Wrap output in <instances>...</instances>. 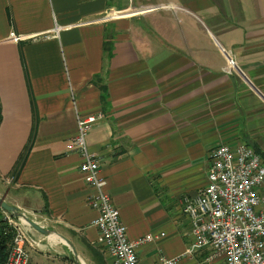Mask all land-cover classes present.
<instances>
[{"label": "crops", "instance_id": "1", "mask_svg": "<svg viewBox=\"0 0 264 264\" xmlns=\"http://www.w3.org/2000/svg\"><path fill=\"white\" fill-rule=\"evenodd\" d=\"M0 105V197L49 231L23 227L28 264H113L66 148L76 114L99 112L87 141L105 189L130 240L153 236L138 264H207L183 254L181 198L221 143L264 159V0H0Z\"/></svg>", "mask_w": 264, "mask_h": 264}, {"label": "built area", "instance_id": "2", "mask_svg": "<svg viewBox=\"0 0 264 264\" xmlns=\"http://www.w3.org/2000/svg\"><path fill=\"white\" fill-rule=\"evenodd\" d=\"M103 118L102 112L76 114V133L67 140L66 148L81 157L79 170L91 188L86 204L97 211L92 222L97 229L96 243L109 253L113 264H138V245L152 241L153 236L129 239L105 189L99 160L88 147L92 127ZM208 156L207 184L196 194L181 198L192 237L183 254L194 257L205 252L207 264L218 258L222 264H264V159L245 143H221L210 149ZM4 218L14 235L3 264H28L26 246L36 243L24 231L26 222L6 211ZM181 257L161 255L153 264H178Z\"/></svg>", "mask_w": 264, "mask_h": 264}, {"label": "trees", "instance_id": "3", "mask_svg": "<svg viewBox=\"0 0 264 264\" xmlns=\"http://www.w3.org/2000/svg\"><path fill=\"white\" fill-rule=\"evenodd\" d=\"M0 120H1V105H0ZM33 134V133H32ZM32 140H33V135H31L27 145L23 149L19 159L17 160L16 164L13 167L12 173L16 174L17 172L20 171L25 158L31 148L32 145ZM4 210L0 208V264H3L4 261L6 260L8 249L10 247L14 231L13 229L7 225V222L4 218ZM10 214L11 217L16 219V216L14 214Z\"/></svg>", "mask_w": 264, "mask_h": 264}, {"label": "water", "instance_id": "4", "mask_svg": "<svg viewBox=\"0 0 264 264\" xmlns=\"http://www.w3.org/2000/svg\"><path fill=\"white\" fill-rule=\"evenodd\" d=\"M0 208L8 213L14 214L16 217L22 218V220L26 222V224H28L30 227L34 228L35 230L39 231L40 233L43 234L49 233V231L45 229L42 225L38 224L36 221L30 219L24 213L20 212V209L18 207L6 203L4 197H0Z\"/></svg>", "mask_w": 264, "mask_h": 264}, {"label": "rangeland", "instance_id": "5", "mask_svg": "<svg viewBox=\"0 0 264 264\" xmlns=\"http://www.w3.org/2000/svg\"><path fill=\"white\" fill-rule=\"evenodd\" d=\"M16 218H18V217H16Z\"/></svg>", "mask_w": 264, "mask_h": 264}]
</instances>
